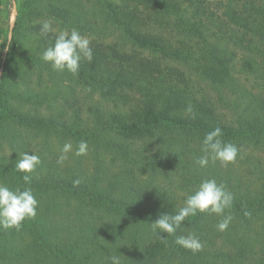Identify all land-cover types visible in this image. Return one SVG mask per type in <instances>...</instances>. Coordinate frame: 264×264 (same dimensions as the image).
Wrapping results in <instances>:
<instances>
[{
  "label": "trees",
  "instance_id": "trees-1",
  "mask_svg": "<svg viewBox=\"0 0 264 264\" xmlns=\"http://www.w3.org/2000/svg\"><path fill=\"white\" fill-rule=\"evenodd\" d=\"M15 1L0 62V183L25 187L15 165L23 152L38 155L30 186L39 206L19 230H0V264H110L111 256L121 264H264V0H218L219 6L211 0H86L95 16L82 0ZM170 17L185 41L200 45L197 52L154 31ZM46 20L90 39L93 59H82L76 75L41 59L58 34H41ZM109 25L116 40L104 30ZM235 72L255 76L260 91ZM42 77L35 88L33 79ZM198 81L214 96L199 93ZM78 89L98 99L80 102ZM26 103L34 108L23 109ZM217 127L221 139L238 148L237 158L201 168V141ZM81 140L88 143L91 170L83 164L86 155H75ZM67 142L71 158L61 162L54 143ZM249 147L263 156L249 154ZM204 179L235 195L224 213L233 216L227 230L216 228L223 216L197 213L175 234L154 235L150 223L178 212ZM66 205L73 223L61 213ZM86 211L122 219L129 247L112 241V222L103 228L83 218ZM139 230L150 235L137 237ZM189 233L199 237L202 251L175 243Z\"/></svg>",
  "mask_w": 264,
  "mask_h": 264
},
{
  "label": "clouds",
  "instance_id": "clouds-1",
  "mask_svg": "<svg viewBox=\"0 0 264 264\" xmlns=\"http://www.w3.org/2000/svg\"><path fill=\"white\" fill-rule=\"evenodd\" d=\"M40 32L42 35L57 33L48 20L41 24ZM91 41L88 37L83 36L76 29L59 30L55 35V42L52 46L46 48L41 54V59L50 63L52 68L58 72L68 71L73 75L78 73L82 59L91 62L93 59V49L90 46ZM4 51H7L5 47ZM186 112L191 113L192 108L189 105ZM222 131L219 127L206 133L201 141L202 156L196 163L205 168L210 162H219L222 165L234 163L238 148L232 143H226L222 139ZM73 151L71 142L65 143L61 148L59 161L67 158V154ZM88 152V143L81 140L75 150L76 156L86 155ZM40 157L32 152H23L21 158L15 165L17 171L24 173L22 180L25 187L10 188L4 183H0V230L16 229L19 230L26 219H34L37 215L39 201L31 188L33 173L40 164ZM80 183L79 180L73 181L74 186ZM235 195L228 191L222 183L215 179H204L200 182L194 192L189 194L184 205L175 214L164 213L151 222L154 235L164 239L161 234L172 235L181 228L185 220L197 213H207L223 216V219L216 225L218 231L227 230L233 220L232 215H224L225 210L231 209ZM249 216V212L244 213ZM175 243L193 253L203 250V243L195 233L180 235L176 237ZM110 264H121L118 256L108 258Z\"/></svg>",
  "mask_w": 264,
  "mask_h": 264
},
{
  "label": "rangeland",
  "instance_id": "rangeland-1",
  "mask_svg": "<svg viewBox=\"0 0 264 264\" xmlns=\"http://www.w3.org/2000/svg\"><path fill=\"white\" fill-rule=\"evenodd\" d=\"M211 1H212V4L214 6H219L220 5L218 0H211ZM6 2H7L6 6L5 5L3 6V4L0 5V62H1V58L3 56L5 47L6 48L8 47V45L5 44V40L7 38L9 39L10 36H11V31L10 30H11V28L13 26V23H14V20H15V17H16L17 5H18L17 4L18 1L16 2L15 0H6ZM9 2L12 5H10ZM13 2L15 3L16 12H14V10H13ZM206 3L208 4V2H206ZM81 4L87 10L89 15L95 16V14H94L95 13V8L93 7L91 1L87 2L86 0H82ZM50 22L52 23L53 27L57 29V33H58L59 30H69V29L61 26L57 21H50ZM104 30H106L105 32L107 34H109V36L111 38L114 39L113 35L117 31V30H115V28H113L112 26L109 25L107 27V29H104ZM154 31L158 32V33H161V34H165V35H167V34L174 35L173 41L175 43H177V44L179 43L178 40H180V39L185 41L182 33H179L178 31H176V29H175V21H174L173 17H170L168 19V21H167V24H165V25L164 24L156 25L155 28H154ZM207 34H208V31H207ZM114 40H116V39H114ZM195 42L196 41H185L184 44H186L185 46H186L187 49H193V50H195L197 52L199 50L198 47L200 45L196 44ZM241 54H242V52L240 50H237L236 69H240V67H241V59H242L241 58ZM235 75H239V77L241 78V82L244 83L251 90H253L255 92H259L260 91L258 83H257L258 80L255 78V76L249 75V74H245L243 72H238V73L235 72ZM45 80H46L45 77H42L41 79L39 78V79H37V81L34 78L33 79V85L35 86V88H38L39 85H41V83L44 82ZM196 86H197V89H198L199 93L207 95V96L208 95L214 96L213 92L211 90H209V88L207 86H204L201 81L196 82ZM261 94L264 96V92H261ZM78 97H79V101L80 102H84L85 101V103H92V102H95L98 99L97 95L90 96L84 90H81V89H78ZM213 100L215 101L216 99L213 98ZM21 107L23 109H25V110L26 109L27 110H32L34 108L33 105L28 104V103L22 104ZM221 111H223L224 113L226 112L227 116H230V114L225 109H222V106H221ZM64 144L65 143H63V145ZM63 145H58L57 146V143H54V148L56 149V151L59 154V156L61 155V148H62ZM248 150L249 151H247V152L249 154H251V155H253V156L257 157V158H261L263 156V152L260 150L259 147H256V148L249 147ZM71 154H72V152L68 153L66 159L71 158ZM251 155H249V156H251ZM86 157L87 158L83 159V164L88 170H91L92 167H93L94 161H93L92 155H91V153L89 151L87 152ZM105 158L108 159V156L107 157L105 156ZM252 160L254 162H256V159H254V157H253ZM242 167H245L244 164L242 165ZM36 198H37V196H36ZM37 200L39 201L38 198H37ZM61 211H62L61 213L63 214V216L65 218V221L68 218V221L70 223L74 222L71 219L74 217L75 214H74V212H70V208L67 205L64 206L63 208H61ZM69 212H70V216H68ZM83 218H86V219H88L90 221H95V222L101 221L100 226H102V223H103V228H109V225L112 222L113 228L115 229V231H113L111 229L108 232L109 234L112 235V241H118V245H121L120 247H126V248L129 247V246L125 245V243L123 242V236L126 233V229H128V228H127V226L124 225L122 219H118V218L112 219V218L107 217V216H102V214L98 213V211H86ZM60 225H61V228H65L64 222H62ZM146 234L150 235L148 232H144V231L139 230V233H137V237L138 236H145ZM129 235H130V233H129Z\"/></svg>",
  "mask_w": 264,
  "mask_h": 264
},
{
  "label": "water",
  "instance_id": "water-1",
  "mask_svg": "<svg viewBox=\"0 0 264 264\" xmlns=\"http://www.w3.org/2000/svg\"><path fill=\"white\" fill-rule=\"evenodd\" d=\"M13 10L16 12L15 3L13 2Z\"/></svg>",
  "mask_w": 264,
  "mask_h": 264
}]
</instances>
